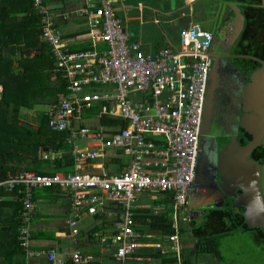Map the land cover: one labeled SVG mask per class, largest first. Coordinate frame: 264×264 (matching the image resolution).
Here are the masks:
<instances>
[{
  "label": "built area",
  "instance_id": "2783aa9c",
  "mask_svg": "<svg viewBox=\"0 0 264 264\" xmlns=\"http://www.w3.org/2000/svg\"><path fill=\"white\" fill-rule=\"evenodd\" d=\"M31 2L40 17V41L49 46L54 72L66 82L65 92L56 96L44 114L52 131L67 133L65 142L76 170L54 176L14 173L0 181V189L14 192L22 206L18 241L25 264L41 258L47 264H67L54 251L32 248L34 191L53 187L69 193L67 225L73 236L78 233L82 210L94 215L106 203L121 209L111 239L115 246L113 264H126L139 246L141 236L134 230L133 217L136 196L153 192L170 197L174 233L168 237L169 245L155 247L160 253L176 255L177 264H181L179 229L181 223L190 222L189 194L212 67V35L191 21L195 0L182 1L188 10L181 13V19L187 25L179 31L177 49L154 52L144 51L138 42L127 43L128 35L115 15L113 0H85L75 14L88 19L91 49L78 53L68 51L62 42V31L44 1ZM97 87L106 91H89ZM95 109L96 118L118 119L123 126L108 137L101 130L73 126V120L81 121L84 110ZM86 137L96 140L97 149L83 150L75 144ZM115 150L131 157L120 174L79 171L84 162ZM62 156L61 151H51L42 158L52 161ZM70 261L77 264L92 258L74 252Z\"/></svg>",
  "mask_w": 264,
  "mask_h": 264
},
{
  "label": "crops",
  "instance_id": "0c3cea01",
  "mask_svg": "<svg viewBox=\"0 0 264 264\" xmlns=\"http://www.w3.org/2000/svg\"><path fill=\"white\" fill-rule=\"evenodd\" d=\"M4 1V5H8V8L11 7V9H13L14 0ZM43 1L48 11L54 17L56 26L62 31V42L68 51L78 53L90 50L91 38L89 35L90 29L88 19L87 17L75 14L76 11L84 7L85 0ZM113 1L115 15L122 21L123 28L128 35L127 43L138 42L140 43L141 48L146 52H154L161 48L177 49L179 46V31L187 25V21L181 19V13L184 9L181 0ZM53 5H63V8L49 10L48 7ZM12 17V15H6V18H8L6 21L8 22L7 26L11 27L9 34L12 38L9 40L11 48L7 49L8 52L6 51L5 62L10 61L13 72L19 73V61L21 59L33 60L37 55L38 50L33 49L29 53L23 52L24 47L28 50L26 45L28 40L26 39V36H30L31 34H27L23 28H19L18 22ZM15 17L19 18L21 15H15ZM176 31L178 33H176ZM38 41L41 44H44L40 39ZM98 46L102 47V44H99ZM1 50L0 47V59L2 57ZM51 70L52 72H49V82L54 81L56 78L54 66ZM2 90L3 88L0 84V95ZM89 91H99L100 93H103L106 89L97 87L89 89ZM26 93L27 92L24 91V94ZM40 93L41 92H39V94ZM41 99L54 98L40 97L37 100ZM24 122L37 129L36 121L24 120ZM72 124L75 128L87 127L93 130H101L105 137H108L118 129V127H113L109 124L102 126L99 122V118H96V113L86 117L82 116L81 121L75 119L72 121ZM75 144L83 150L92 151L97 149L96 140L89 137L76 140ZM67 150H65L63 154L70 157ZM109 158H117L121 161L109 163L108 165L107 162H110L108 161ZM130 161V156L125 155L122 151L115 150L104 157L84 162L79 171L92 174L105 173L107 175H118L127 168ZM72 164L73 170L70 172L76 170L74 163ZM228 166L229 165H227L226 168H228ZM234 169H236V167ZM234 172L240 174L239 170H234ZM38 190L40 191L37 193V190L34 191L36 211L32 224L33 249L54 251L56 256L67 262V264H74L70 261L71 255L74 252H78L83 258H92V261L90 262H79L77 264L114 263L115 246L111 243V239L116 232L117 224L121 215V209L117 205L106 203L102 208L98 207L97 212L94 215H89L86 210H82L76 225L78 233L73 236L71 234V229L67 225V219L70 212L69 193L61 189H52V191L47 192H43L42 189ZM227 198L231 197L227 195ZM169 199L170 197L168 196L153 192H143L136 196V200L133 204V217L135 222L134 230L140 234L141 238L138 243L139 246L135 250L132 259L128 260L126 264H167L168 260H170V257H165V255L170 253L159 254L158 249L155 247L156 244L165 247L166 245H169V241L160 229V227L163 226L162 223L154 222V219L165 213L167 206L166 201ZM214 211H219V213L211 215V212ZM208 212H210L208 214L209 216L203 218L200 216L202 213L201 210H193L190 207L189 219H193L188 223H181L180 228L182 229V233L179 234L180 254L183 255L188 264L220 263V253L196 254V252H194L197 239L205 237L218 238L220 244V239L234 236V232L240 231L246 233V231H248L253 234L254 239L257 241V236L253 232L243 230L240 226L234 225L235 222L233 218L224 214L230 213L227 208L214 209ZM243 221L246 224L245 217ZM246 226L248 227L247 224ZM31 264H47V261L44 258L34 259L31 261Z\"/></svg>",
  "mask_w": 264,
  "mask_h": 264
},
{
  "label": "trees",
  "instance_id": "16d2710c",
  "mask_svg": "<svg viewBox=\"0 0 264 264\" xmlns=\"http://www.w3.org/2000/svg\"><path fill=\"white\" fill-rule=\"evenodd\" d=\"M4 2V0H0V47L2 49L0 84L3 88L0 95V181L6 179L8 174L22 172H33L47 176L67 174L73 170V161L68 155L63 154L60 159L52 161L43 160L42 158V153L45 152H64L67 149V152H69L70 148L65 142L67 133L52 131L48 126V119L45 114H42V119L37 121V133L30 132L20 125L21 123H26L21 121V109H31L32 105L40 97L56 98L58 94L65 92L66 82L59 73H56L54 81H48L49 72H52L51 68L54 66V61L49 47L38 41L41 30L40 17L36 14L31 0H14L13 9L11 7L8 8V5H4ZM6 15H12V18H15L18 22V27L23 28L27 34H31L26 36L28 50L24 47L23 52L29 53L33 49L38 50L33 60L21 59L19 61V73L13 72L10 61L5 62L6 51L11 48L9 40L12 38L9 34L11 27L7 26L8 22L6 21L8 18H6ZM15 15H21V17L17 18ZM24 91L27 93L24 94ZM39 92L41 93L39 94ZM86 112L96 113L92 111ZM99 122L102 126L107 124L118 128L123 126L120 120L110 119L106 116H102ZM108 161H110L107 162L109 165V163H116L121 160L109 158ZM44 162H49L51 165H45ZM52 189L57 190L59 188L53 187L42 190L47 192L52 191ZM166 204L165 213L154 219V222L162 223L163 226L160 229L168 238L174 233L171 228L172 199L167 200ZM21 207V203L17 200L14 192L11 193L0 189V264H25L24 253L18 241L21 225ZM227 210L231 214H224L233 218L234 225L251 232L255 230L257 232L255 234L257 241L264 245V234L259 229L248 228L243 221L244 215L234 213L230 208H227ZM218 213L219 211H214L211 212V215ZM34 216L35 213L33 220ZM180 233H182L181 228L179 230ZM218 246V238H200L197 239L194 252L196 254H217ZM165 257H170L167 264H177L176 255L170 253L165 255ZM180 258L181 264H188L182 254H180Z\"/></svg>",
  "mask_w": 264,
  "mask_h": 264
},
{
  "label": "flooded vegetation",
  "instance_id": "af4514ba",
  "mask_svg": "<svg viewBox=\"0 0 264 264\" xmlns=\"http://www.w3.org/2000/svg\"><path fill=\"white\" fill-rule=\"evenodd\" d=\"M230 5L237 6L243 17L241 31ZM197 23L212 35L209 56L212 66L218 62L220 70L215 90L210 92L211 97L209 94L205 97L195 172H200L201 153L209 152L218 161L219 183L223 179L235 187L236 181H241L252 187L254 178L259 177L255 186H260L264 193V169L255 172V177L247 175L252 171L241 163L240 174L233 175L229 168L224 170V161L231 156L236 161H252L264 168V0H214L201 10ZM226 133L234 134L225 137ZM210 173L216 174L213 169ZM232 178L233 183L229 184ZM241 194L236 189V195ZM250 196L249 203L256 204V199ZM229 199L226 198L223 209L231 208ZM253 233L257 234L255 230Z\"/></svg>",
  "mask_w": 264,
  "mask_h": 264
},
{
  "label": "water",
  "instance_id": "95a60500",
  "mask_svg": "<svg viewBox=\"0 0 264 264\" xmlns=\"http://www.w3.org/2000/svg\"><path fill=\"white\" fill-rule=\"evenodd\" d=\"M209 2H214V0H206L204 5L201 7V10H205L207 8V5ZM229 7L234 12V14L236 15L235 18L238 19L239 28L241 31V29L243 27V17L240 14V12L238 11L237 6L230 5ZM48 8H49V10H57V9L63 8V5H53V6H50ZM224 9H225V6H224L223 10ZM262 66L264 67V64H262ZM218 70H220V64H218V62H216L212 66L211 71H210V75H209V81H208V87H207V93H206L207 95L209 94L208 97H211L210 92L212 94L213 91L215 90V83L217 82V76L216 75L218 74ZM263 72H264V69L262 70V73ZM56 100H57L56 98L36 100V104L50 106V105H53L56 102ZM229 102H234V101L229 100ZM232 118L237 120L235 115H233ZM20 125L22 128H24L30 132H33V133L38 132L37 129L33 128L32 126H30L28 124L21 123ZM233 134L226 133L225 137H227V136L233 137ZM221 136H223V135H221ZM248 146H250V145H248ZM201 157H200V162H198L201 164L200 172H199V170H197V172L194 173L193 183H192L191 192H190V204L194 208V210H196V209L201 210L202 213L200 214V216L203 218L204 217L206 218L209 216L208 214L210 213L208 211L223 208L224 202L227 198V194L222 189V185H225L226 181L221 179L220 183H219L218 161L213 156H210L209 152H207L206 154H204V152L201 153ZM229 158H231L232 161L229 164L231 166L230 167L228 166V168H231L230 172L233 175L235 173L233 170L235 168L234 165L239 166L240 163H241V165H246V166H248V168L251 169V171H252L251 174H253V177H255V175L257 173H260L264 169L262 166H259L258 164L254 163L252 161H246V162H248V163H246L245 161H238V160L236 161L237 158L233 157V156H231ZM247 158L248 157H246L245 159H247ZM203 161H205V163ZM198 168H199V166H198ZM210 169H213L214 172H216V174L210 173ZM255 172H257V173H255ZM233 178H232L231 183L228 180L229 184L233 183ZM256 181H259V177L254 178L253 186L251 187V192H250V195H251L250 197H252V198L254 197L257 201L256 204L253 203V206H254L253 212H259L261 214V216L264 217V193H263L262 188L260 186H259V188L255 186V185H258V183H256ZM260 181H261V178H260ZM229 186L232 188V191H233L237 185H235V187L234 186L232 187L231 185H229ZM192 219L193 218H191L190 220H192ZM256 228L260 229L264 233V230L262 228H260V227H256Z\"/></svg>",
  "mask_w": 264,
  "mask_h": 264
},
{
  "label": "rangeland",
  "instance_id": "374dc122",
  "mask_svg": "<svg viewBox=\"0 0 264 264\" xmlns=\"http://www.w3.org/2000/svg\"><path fill=\"white\" fill-rule=\"evenodd\" d=\"M127 1L130 2L131 0H127ZM205 2L206 0H197L192 5L193 7V12L191 17L192 22L194 23L200 22L201 7L204 5ZM181 4H182V0H181ZM187 10H188L187 8H184L182 11L187 12ZM201 27L202 29H204L202 25ZM176 33L178 32L176 31ZM46 109L47 106L34 103L31 109H21L20 118L22 121L26 120V121L37 122L40 119H42L41 115L42 114L44 115ZM92 112H96V110ZM91 114L92 113L86 112V110L82 112L83 117L90 116ZM231 161H232L231 158L226 157L224 161V170H226V166L229 165ZM44 163L45 165H51L49 162H44ZM230 166L231 165H229V167ZM234 166L236 167V169L233 170L241 171L239 166L236 165ZM221 170L222 167L220 166V171ZM247 175H251V173H248ZM235 184L237 186L234 188L233 191L228 184L222 185V189L225 191L227 195L231 197L228 200L230 201L229 206L231 207L230 208L231 211L237 214L244 215L245 222L249 228L260 227L264 230V217L261 216L259 212H253L254 206L249 203L248 197L251 192V184H248L247 182L243 183L241 181L238 182L236 181ZM236 189L241 190L243 193L240 196H237ZM38 191L40 190H37L36 193ZM190 207L194 210V208L191 205ZM233 235L234 236H231L229 238L226 237L220 239L218 253H220L221 260L219 264H264V245L256 241L252 233L248 231H246V233L237 231L234 232Z\"/></svg>",
  "mask_w": 264,
  "mask_h": 264
}]
</instances>
